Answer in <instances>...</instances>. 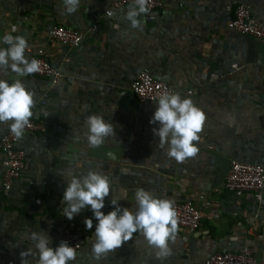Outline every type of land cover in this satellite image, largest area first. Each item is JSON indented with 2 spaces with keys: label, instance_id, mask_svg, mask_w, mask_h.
I'll list each match as a JSON object with an SVG mask.
<instances>
[{
  "label": "crops",
  "instance_id": "crops-1",
  "mask_svg": "<svg viewBox=\"0 0 264 264\" xmlns=\"http://www.w3.org/2000/svg\"><path fill=\"white\" fill-rule=\"evenodd\" d=\"M0 37L22 35L29 46L40 47L53 66L62 58L64 77L51 85L47 78H20L35 103L47 132L22 139L25 169L11 190L0 180V264H21V252L31 250L26 264H36L33 232H45L55 248L66 228L79 232L82 249L73 264H200L217 252L251 245L264 264V195L259 207L250 195L239 198L216 185L213 153L249 163H264V47L260 41L227 28L229 7L247 4L264 24V0H163L150 21L142 15L140 28L125 19L128 8L105 17L112 0H81L68 14L63 0H0ZM56 25L85 31L95 25L76 50L50 41ZM13 29L15 31L13 32ZM3 46V45H0ZM25 55L29 58L26 50ZM236 65V69L232 66ZM147 70L168 83L182 98L193 101L205 115L194 142L198 152L177 162L166 155L149 121L156 104L143 105L126 94L137 74ZM12 82L11 71L0 75ZM190 90V95L184 91ZM45 93V94H44ZM100 115L115 135L100 146L88 144L85 120ZM8 130L0 124V137ZM0 156V176L2 170ZM89 170L106 175L111 200L135 211V191L193 203L201 214L198 230L179 229L169 242L172 254L163 262L139 233L97 261L92 255L97 221L86 208L74 219L63 216L62 202L69 173ZM203 196L204 199L199 197ZM91 218L93 228L84 220Z\"/></svg>",
  "mask_w": 264,
  "mask_h": 264
},
{
  "label": "clouds",
  "instance_id": "clouds-1",
  "mask_svg": "<svg viewBox=\"0 0 264 264\" xmlns=\"http://www.w3.org/2000/svg\"><path fill=\"white\" fill-rule=\"evenodd\" d=\"M81 0H63L68 14L77 12ZM149 0H134L126 12L125 19L132 28H140L142 15L149 12ZM113 15L111 11L106 13ZM15 29H13V32ZM0 75L9 71L15 74L10 82L0 78V124H6L10 133L22 140L25 128L29 126L35 104L33 93L28 91L20 78L36 74L41 70L40 61L26 55L28 41L22 35L4 34L0 37ZM205 121L204 113L195 106L193 101L182 98L179 93L166 92L160 95L156 110L149 123L158 124L153 128V135L159 138V146L167 145L166 155L177 162H183L188 157L197 154L198 148L194 142L199 140V133ZM87 131L84 136L92 147L100 146L105 139L115 135L111 123L105 122L100 115H90L85 120ZM69 179L64 190L62 202L67 206L63 216L68 220L89 208L97 221L95 239L92 243V255L101 260L112 250L132 239L139 232L151 247L156 249V258L163 262L171 254L170 241H175L178 232L177 213L174 201L155 197L142 188L135 191V211L122 208L118 201L111 200L114 210L105 214V198L110 195V181L106 175L89 170L86 175L76 176L69 173ZM87 230L93 228V220H84ZM38 259L36 264H69L75 261L77 252L67 241H60L55 248L51 247L50 237L43 232H33ZM32 255L31 250L21 252V264H26L25 257Z\"/></svg>",
  "mask_w": 264,
  "mask_h": 264
},
{
  "label": "built area",
  "instance_id": "built-area-1",
  "mask_svg": "<svg viewBox=\"0 0 264 264\" xmlns=\"http://www.w3.org/2000/svg\"><path fill=\"white\" fill-rule=\"evenodd\" d=\"M134 0H112L104 10L103 15L110 17L106 13L121 8H129ZM2 3L0 1V8ZM149 12L145 14L148 20L155 19V14L164 7L163 0H149ZM232 17L227 22V28L242 35L249 36L261 43H264V24L258 22L251 15V8L247 4H238L236 7H229ZM96 28L95 25L88 30L80 31L74 27L56 25L53 26L48 36L50 41L67 47L69 50H76L81 45L86 35ZM29 59L40 61L41 70L26 77L47 78L51 85L58 83L64 77L62 66L68 62V57L62 58L58 66H53L45 52L40 47L29 46L27 49ZM236 69V65L232 66ZM130 91L134 98L143 105L157 104L160 95L166 92H176L168 83L153 77L147 70L140 71L130 85ZM192 91H184L185 95H190ZM45 94V93H44ZM44 102L35 103L32 109L33 116L29 126L25 128L23 139L34 138L39 134L47 132V125L39 119L38 110L44 107ZM42 111V110H41ZM21 140H17L8 129L0 137L1 164V185L3 191L11 190L12 186L19 180L25 169V150L19 145ZM224 190L239 198L243 195H250L255 203L260 207L264 195V163H249L236 159H230L228 168L222 181ZM204 199L203 196L199 197ZM174 201L177 213L178 228L189 234L199 229L201 214L196 206L187 201H178L173 197H168ZM62 240L67 241L70 246L76 249L77 254L82 249V240L79 232L72 228H66L62 233ZM74 261L69 262L73 264ZM200 264H261L258 261L254 248L249 244H244L235 251L217 252L209 255Z\"/></svg>",
  "mask_w": 264,
  "mask_h": 264
},
{
  "label": "water",
  "instance_id": "water-1",
  "mask_svg": "<svg viewBox=\"0 0 264 264\" xmlns=\"http://www.w3.org/2000/svg\"><path fill=\"white\" fill-rule=\"evenodd\" d=\"M263 47H264V43H262ZM126 94L124 95H129V93L131 94V97L134 96L131 93V91H124ZM215 160H216V167H217V174H216V185H219L222 183L223 178L225 176V172L228 168L229 162L230 160L218 153H213Z\"/></svg>",
  "mask_w": 264,
  "mask_h": 264
}]
</instances>
